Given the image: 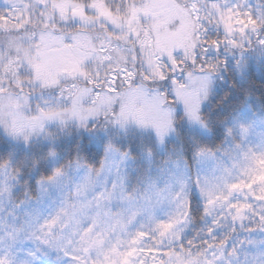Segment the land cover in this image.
<instances>
[{
    "label": "snow or ice",
    "instance_id": "obj_1",
    "mask_svg": "<svg viewBox=\"0 0 264 264\" xmlns=\"http://www.w3.org/2000/svg\"><path fill=\"white\" fill-rule=\"evenodd\" d=\"M256 48L244 0H0V264H264V127L207 107Z\"/></svg>",
    "mask_w": 264,
    "mask_h": 264
},
{
    "label": "trees",
    "instance_id": "obj_2",
    "mask_svg": "<svg viewBox=\"0 0 264 264\" xmlns=\"http://www.w3.org/2000/svg\"><path fill=\"white\" fill-rule=\"evenodd\" d=\"M247 6L256 13L257 10H264V0H244ZM246 58L251 65V73L246 77V80L241 86L240 78L238 77L231 60L228 67L220 73L222 79H218L212 98L208 102V111L213 116V123L217 128V135L213 143H220L223 139V128L231 123L233 118L240 121L245 114L248 117H264V54L259 48L246 53ZM250 95V101L245 99ZM227 99H223L224 97ZM217 101H221L217 103ZM185 148L187 147L186 136L184 138ZM222 147L228 148L232 153L231 145L226 144ZM170 150H179L180 144L170 142L168 145ZM23 156V149L18 150ZM159 155V154H158ZM226 159L217 153V160ZM214 161V162H216ZM171 168V165H169Z\"/></svg>",
    "mask_w": 264,
    "mask_h": 264
},
{
    "label": "rangeland",
    "instance_id": "obj_3",
    "mask_svg": "<svg viewBox=\"0 0 264 264\" xmlns=\"http://www.w3.org/2000/svg\"><path fill=\"white\" fill-rule=\"evenodd\" d=\"M254 13V12H253ZM255 14V13H254ZM242 122H245L249 125H251V132L248 136L247 141L245 142V146H253L255 147V145L258 143L259 141V134L261 132V128L264 127L261 124H264V117L263 118H257V117H248L245 114L243 115V118L240 120ZM232 150V149H231ZM232 155L236 156L238 155V153H236L235 151L232 150ZM220 162H227L226 159H222L220 161H209L207 163V165L203 166V167H199L196 171L201 175V176H208L211 177L212 175L218 174L217 173H213L212 169L213 166L215 164H218ZM177 175H180V172H177ZM187 177H193L194 173L192 171H188L186 173Z\"/></svg>",
    "mask_w": 264,
    "mask_h": 264
}]
</instances>
